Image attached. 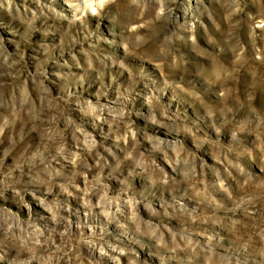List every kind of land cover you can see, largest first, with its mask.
I'll return each mask as SVG.
<instances>
[{
  "label": "rangeland",
  "instance_id": "obj_1",
  "mask_svg": "<svg viewBox=\"0 0 264 264\" xmlns=\"http://www.w3.org/2000/svg\"><path fill=\"white\" fill-rule=\"evenodd\" d=\"M0 264H264V0H0Z\"/></svg>",
  "mask_w": 264,
  "mask_h": 264
}]
</instances>
